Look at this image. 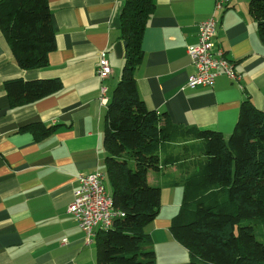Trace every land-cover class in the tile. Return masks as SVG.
I'll return each mask as SVG.
<instances>
[{
    "label": "crops",
    "instance_id": "0c3cea01",
    "mask_svg": "<svg viewBox=\"0 0 264 264\" xmlns=\"http://www.w3.org/2000/svg\"><path fill=\"white\" fill-rule=\"evenodd\" d=\"M122 1L48 0L56 50L42 70L21 69L0 31V264H97L95 244L86 245L84 231L67 209L79 175L107 174V105L100 98L103 86L111 100L124 67V58L114 51L121 42L114 22ZM250 1L234 0L215 13V0H154L142 38L144 60L135 72L148 109L168 114L175 125L217 131L226 139L248 97L264 111V43ZM213 15L218 20L214 51L235 64L242 80L220 75L211 87L190 89L187 81L197 70L188 47L198 44L200 23ZM102 51L112 69L104 82L96 73ZM20 78L58 79L63 87L36 103L14 107L5 83ZM33 123L55 129L38 139L22 131ZM180 177V166L165 168L159 176L148 174L149 183L161 187V201L166 200L147 228L157 264H191L188 251L170 232L178 196H183Z\"/></svg>",
    "mask_w": 264,
    "mask_h": 264
},
{
    "label": "trees",
    "instance_id": "16d2710c",
    "mask_svg": "<svg viewBox=\"0 0 264 264\" xmlns=\"http://www.w3.org/2000/svg\"><path fill=\"white\" fill-rule=\"evenodd\" d=\"M154 0H123L118 13L124 67L104 119L103 146L113 208L123 217L96 232L97 264H157L146 226L161 209V187L148 174L180 166L183 196L170 232L189 253L191 264H264V111L248 97L231 136L175 125L168 114L148 109L135 72L142 65V38ZM249 12L264 43V0ZM0 31L17 65L42 70L56 50L48 0H1ZM58 79L7 81L12 106L36 103L62 90ZM55 127L28 124L38 139ZM174 184V183H170Z\"/></svg>",
    "mask_w": 264,
    "mask_h": 264
},
{
    "label": "built area",
    "instance_id": "2783aa9c",
    "mask_svg": "<svg viewBox=\"0 0 264 264\" xmlns=\"http://www.w3.org/2000/svg\"><path fill=\"white\" fill-rule=\"evenodd\" d=\"M234 0H215V13L225 10ZM218 20L215 15L199 25V40L195 46L188 47V54L196 67V73L191 75L186 87L197 89L211 87L220 75L227 76L231 81L241 83V75L236 71L235 64L227 59L221 50L214 51V38L217 34ZM97 76L104 82L112 74L107 51L99 55ZM107 88H101V102L108 104ZM78 190L75 200L68 206V213L78 222L85 233L86 245L95 244L96 232L107 230L113 226L114 220L123 214L113 208V199L106 191L107 174L96 171L90 175H79Z\"/></svg>",
    "mask_w": 264,
    "mask_h": 264
},
{
    "label": "water",
    "instance_id": "95a60500",
    "mask_svg": "<svg viewBox=\"0 0 264 264\" xmlns=\"http://www.w3.org/2000/svg\"><path fill=\"white\" fill-rule=\"evenodd\" d=\"M114 25L116 28L119 29V20L116 19L115 22H114ZM126 43L125 42H118L114 48V51H115V54L117 56V58L119 59H123L125 58V50H126Z\"/></svg>",
    "mask_w": 264,
    "mask_h": 264
},
{
    "label": "rangeland",
    "instance_id": "374dc122",
    "mask_svg": "<svg viewBox=\"0 0 264 264\" xmlns=\"http://www.w3.org/2000/svg\"><path fill=\"white\" fill-rule=\"evenodd\" d=\"M106 191H107V193L109 194V195H112V189H111V186H110V184H109V182L106 184ZM171 192H175L176 190H174V191H172V190H170ZM170 191H168V192H165V194H167V193H169ZM180 191L181 190H177V193H180ZM182 192V191H181ZM169 195V194H168ZM167 197V196H166ZM178 200L180 201L179 202V206L181 205V203H182V195L181 194H179V196H178ZM166 200H164V201H161V208H162V205H164L165 206V204H166V202H165ZM163 209V208H162ZM161 210V209H160ZM164 211H166V209L164 210ZM178 211V210H177ZM177 211H176V213H177ZM157 218V217H156ZM156 218L154 219V221L156 220ZM173 218V217H172ZM153 221V222H154ZM153 222H151L150 224H148L147 226H146V231L148 230L147 228L153 223Z\"/></svg>",
    "mask_w": 264,
    "mask_h": 264
}]
</instances>
